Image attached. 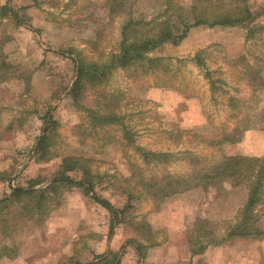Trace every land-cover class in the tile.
Wrapping results in <instances>:
<instances>
[{
	"label": "rangeland",
	"instance_id": "374dc122",
	"mask_svg": "<svg viewBox=\"0 0 264 264\" xmlns=\"http://www.w3.org/2000/svg\"><path fill=\"white\" fill-rule=\"evenodd\" d=\"M105 1L0 0V198L18 182L40 189L56 175L76 183L92 176L100 198L127 207L126 219L111 228L112 210L80 185H63L15 232L0 228V246L13 250L0 264H69L70 256L89 262L115 251L118 264H264V235L227 234L247 186L231 179L195 185L223 156L255 157L264 149V0H247L254 14L247 27L193 26L177 44L149 53L162 59L155 68L115 69L77 104L69 96L76 56L105 60L117 51L124 23L162 11L160 0H119L121 10L112 14ZM173 3L188 11L191 0ZM113 113L122 124L99 122L98 115ZM236 129L240 139L226 140ZM44 134L48 147L37 156ZM137 146L176 157L144 159ZM71 156L85 163L86 174L65 168L62 160ZM167 173L185 187L160 198L148 185ZM252 221L264 232V192ZM210 238L220 241L203 245Z\"/></svg>",
	"mask_w": 264,
	"mask_h": 264
},
{
	"label": "trees",
	"instance_id": "16d2710c",
	"mask_svg": "<svg viewBox=\"0 0 264 264\" xmlns=\"http://www.w3.org/2000/svg\"><path fill=\"white\" fill-rule=\"evenodd\" d=\"M174 0H160L162 11L155 16V19L144 20L130 18L121 27L120 41L116 52H112L105 60L97 62H88L84 57L77 55L74 60L76 68V78L69 91V96L74 103L78 104L79 99L87 88H96L103 82L105 77H108L115 69L126 68L132 64L139 63L141 66L147 65L152 69L155 68L161 57H152L149 53L160 47L166 42L177 44L188 33L190 28L198 25L214 26H241L247 27L254 19V14L250 9V4L247 0H191L189 10L185 11L184 7H174ZM108 11L112 14L120 12L121 3L119 0H106L104 2ZM3 9H8L4 6ZM14 12V11H13ZM164 19L160 20L161 17ZM167 17V18H166ZM171 17H176L173 20H180V22L170 21ZM157 21L151 25L152 22ZM196 60L198 54L195 55ZM214 85V83H212ZM83 108V107H82ZM87 111H90L86 108ZM89 113V112H88ZM94 114L96 112L90 111ZM99 122L114 123L118 120V115H98ZM54 124V122H52ZM117 124H122L118 120ZM236 129L231 135L226 137V140L237 142L240 139L241 131L237 133ZM48 147L46 142V135L44 134L39 140V147L36 151L37 156L45 154ZM144 159L153 157L155 161L162 160L167 163L170 162L168 157H176L175 153L165 151H153L142 146H137ZM222 162L218 164H210L205 167L201 176L202 180L213 183L215 179H231L235 186L244 185L248 188L247 200L240 210V218L230 227H228V236H261L264 232L259 227H254L253 213L255 207L261 200L264 192V157H246L242 155L223 156ZM65 168H78L86 174L85 163L80 161L78 157H67L62 160ZM82 163V164H81ZM201 168H197L199 170ZM170 173L164 174L158 181H154L148 186L150 189L158 187L160 198L170 196L177 193L185 187L183 180L178 179ZM53 180L45 187L34 189L32 183L22 185L21 182L16 186L10 188L8 194H4L0 198V228L6 235L15 232L19 221L23 216H33L35 211L39 212L43 206L49 204L52 197H49L48 192H55L66 184L80 185L84 192L97 203L103 207L112 210L113 222L111 228L124 222L126 219V206L122 208H114L107 199L100 198L96 193L97 185L92 180V176L76 183L69 175H56ZM30 179H27V182ZM32 180V179H31ZM23 183V182H22ZM154 194V190L152 191ZM130 195V194H129ZM48 208V207H47ZM3 213V215H2ZM46 213V212H45ZM39 214V213H38ZM40 215V214H39ZM7 216V217H6ZM252 217V218H251ZM208 234V233H207ZM213 240V241H212ZM220 240L210 238L205 244L218 243ZM0 256L7 254L6 257H12L9 251H13L12 247L8 245L0 246ZM137 251H140L142 245L137 243L135 246ZM204 247V246H203ZM193 253L195 250H191ZM111 253V254H110ZM106 256L104 254L95 255L94 258H99L97 261L90 260L83 262L78 256L68 257L69 264H96L99 262H107L108 264L119 263L120 251L110 252ZM102 260V261H100ZM60 264V263H59Z\"/></svg>",
	"mask_w": 264,
	"mask_h": 264
},
{
	"label": "crops",
	"instance_id": "0c3cea01",
	"mask_svg": "<svg viewBox=\"0 0 264 264\" xmlns=\"http://www.w3.org/2000/svg\"><path fill=\"white\" fill-rule=\"evenodd\" d=\"M172 96H175V95H172ZM182 100L186 103V104H190V102L191 101H188V100H186L185 98H182ZM184 113V112H183ZM181 124H183L182 126H185V124L184 123H182L181 122ZM187 125H189V124H187ZM264 147V146H263ZM253 155H255V157H261L262 155H264V149L263 150H259V151H257V152H254L253 153ZM85 197H83V195L81 194V193H79V192H75V197L73 198V200H75L77 203H78V201H80V205H83L82 204V200H84L85 201V199H84ZM84 206V205H83ZM82 217V216H81ZM84 218H83V224H85L86 223V221H87V219H88V215H87V211H84V216H83ZM80 221V220H79ZM80 224V223H79ZM81 224H82V222H81ZM114 229V228H113ZM113 231V230H112ZM241 237H245V236H241ZM246 237H252V236H246ZM254 237H257V236H254ZM259 237V236H258ZM101 245L103 244V243H100ZM106 247L107 245L106 244H103V246H101L100 247V249L101 248H103V247Z\"/></svg>",
	"mask_w": 264,
	"mask_h": 264
}]
</instances>
